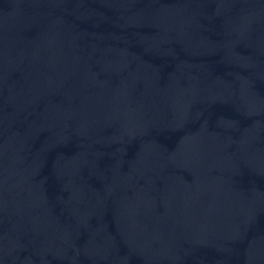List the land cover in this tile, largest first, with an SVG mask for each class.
<instances>
[{"label": "water", "instance_id": "obj_1", "mask_svg": "<svg viewBox=\"0 0 264 264\" xmlns=\"http://www.w3.org/2000/svg\"><path fill=\"white\" fill-rule=\"evenodd\" d=\"M0 264H264V0H0Z\"/></svg>", "mask_w": 264, "mask_h": 264}]
</instances>
